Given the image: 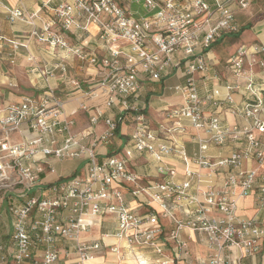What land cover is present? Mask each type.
I'll return each mask as SVG.
<instances>
[{
    "label": "built area",
    "instance_id": "obj_1",
    "mask_svg": "<svg viewBox=\"0 0 264 264\" xmlns=\"http://www.w3.org/2000/svg\"><path fill=\"white\" fill-rule=\"evenodd\" d=\"M54 1L42 2L51 16L29 37L87 62L97 79L82 89L81 80L68 75V55L37 69L80 90L81 101L69 111L52 86L16 102L0 90V205L10 215L0 264H55L62 254L69 256L59 246L65 240L75 241L77 264L105 247L121 261L120 244L132 264H190L194 239L204 248L195 264H248L246 258L258 255L264 264V220L237 214V198L254 191L258 209L264 208V82L255 78V67L264 68V42L241 44L231 54L225 66L233 80L224 94L206 86L220 79L208 48L240 30L237 10H250L253 0ZM0 8L10 22L33 24L38 14L1 2ZM92 31L102 52L85 48ZM67 34L80 43L70 44ZM3 43L13 54L27 47L0 33ZM177 69L184 81L164 88L180 102L163 106L162 120L151 123L138 102L141 82H160ZM235 92L242 94L240 102ZM78 112L86 125L74 131ZM227 112L246 124L229 122ZM188 128L197 132L192 154L181 141ZM122 137L124 143L115 144ZM211 144L234 149L213 157L207 152ZM134 152L154 163L159 179L141 183L130 169ZM168 157L182 163L180 176L163 164ZM67 159L83 160V169L58 175L55 163ZM249 161L255 167L243 165ZM107 217L114 230L90 243L81 240ZM110 237L115 244H106Z\"/></svg>",
    "mask_w": 264,
    "mask_h": 264
},
{
    "label": "crops",
    "instance_id": "obj_2",
    "mask_svg": "<svg viewBox=\"0 0 264 264\" xmlns=\"http://www.w3.org/2000/svg\"><path fill=\"white\" fill-rule=\"evenodd\" d=\"M44 0H0L2 4L9 7L23 9L27 13L38 11L37 17L33 19V24L24 20H16L10 22L5 12L0 8V33L6 37L16 39L19 41H26L27 47H20L15 54L11 52V48L8 44H0V90L3 93L5 100L9 102H16L23 94L39 93L41 89L52 86L55 87L57 94L65 100V109L69 111L75 108L79 101H81L80 90L76 89L70 84L65 85L58 77H42L38 72V68H42L44 65L50 67L61 62V58L67 56L64 63L68 68V75L71 78H77L82 82V89L90 87L97 79L96 70L93 66L89 65L85 61H81L76 56L67 54L64 50H52L46 44H40L33 37H29V32L33 28H39L43 22L47 21L51 16V12L43 7ZM55 0L54 2H59ZM256 5H252L250 10L239 11L237 10L236 18L240 24V30L236 33H225L221 38L215 40L207 51V59L210 64H214V68L220 74V79L217 81L208 80L206 82L207 88L218 91L221 95L225 93V84L232 81L226 69V61L236 48L241 44H251L254 42H264V0H262L261 6H258L256 12H253V8ZM137 8V7H135ZM140 10L141 8L138 7ZM250 28V30L248 29ZM93 32V31H92ZM70 44L77 45L80 43L73 35H65ZM88 45L85 47L87 51L95 50L102 52L94 36L88 38ZM14 58L13 62H11ZM57 70V74H58ZM199 77V76H198ZM201 77V76H200ZM199 77V80H200ZM255 78L258 81L264 82V68L255 67ZM184 81L180 70H175L171 75L167 76L160 82L150 81L144 79L141 82V89L138 95V102L145 105V113L151 123L162 120L160 109L167 104H177L180 102L178 95L172 91L164 88V84L171 85L175 83H181ZM11 84H15L11 86ZM264 96V90L261 92ZM242 94H234V99L237 102L242 100ZM102 98L96 100V104H100ZM76 123L73 126V130L77 131L86 125L85 115L82 112H78L75 116ZM227 120L231 123H238L240 125L246 124L245 120L235 117L231 113L227 112ZM126 129V127H122ZM200 136H204L202 132H198ZM197 132L188 128L186 134L182 137L181 141L186 146L189 154H192L198 147V141L193 138ZM260 138L264 140V135H260ZM124 137L116 138L115 144L120 145L124 143ZM234 146L227 144L224 146L210 145L207 152L213 157L226 156L232 150ZM130 169L141 176V183H147L150 180L159 179L156 172L154 163L147 160L144 155L138 153H132L130 159ZM163 164L173 167L180 176L183 171L182 163L176 158H165ZM247 168L255 167L254 162H246L243 164ZM84 166V161L81 159H67L61 162H56L55 167L58 175H68L76 171H81ZM223 176L220 174L219 177ZM211 183V182H210ZM206 184V182H204ZM256 191L252 192L248 196L237 198V214L243 218L257 217L264 220V208L258 209L256 205ZM137 211H142V208H136V204H131ZM165 228L169 229V224L163 221ZM115 228V221L109 217L104 219V222L97 226L91 234H81V240L90 243L99 239V236L103 232H110ZM0 243H6L8 241V234L10 232V215L8 213L6 204L0 205ZM2 234H4L2 236ZM107 245L115 244L113 238L106 239ZM193 250V262L194 258L204 253V248L196 241V239L190 242ZM61 252L65 250L69 251V256L62 254L55 264H77V258L75 255V241L65 240L59 243ZM120 250L123 255V260L119 261L113 253H110L108 248L99 252L92 262L86 264H132V254L129 252L125 245L120 244ZM146 254L152 255L150 252ZM153 256V255H152ZM260 256L246 258L248 264H260ZM29 264V263H26Z\"/></svg>",
    "mask_w": 264,
    "mask_h": 264
},
{
    "label": "rangeland",
    "instance_id": "obj_3",
    "mask_svg": "<svg viewBox=\"0 0 264 264\" xmlns=\"http://www.w3.org/2000/svg\"><path fill=\"white\" fill-rule=\"evenodd\" d=\"M252 5L254 6V5H256L255 6V8H253V12H256L257 11V9H258V6L260 5L261 6V3H262V0H253L252 1ZM263 11H264V9H263ZM249 30H250V28H248ZM2 231H0V233H1ZM4 234H2V236H3Z\"/></svg>",
    "mask_w": 264,
    "mask_h": 264
},
{
    "label": "bare ground",
    "instance_id": "obj_4",
    "mask_svg": "<svg viewBox=\"0 0 264 264\" xmlns=\"http://www.w3.org/2000/svg\"><path fill=\"white\" fill-rule=\"evenodd\" d=\"M93 260H94V259H93ZM93 260H90V261H88L87 263L92 262Z\"/></svg>",
    "mask_w": 264,
    "mask_h": 264
},
{
    "label": "trees",
    "instance_id": "obj_5",
    "mask_svg": "<svg viewBox=\"0 0 264 264\" xmlns=\"http://www.w3.org/2000/svg\"><path fill=\"white\" fill-rule=\"evenodd\" d=\"M212 45V44H211ZM209 49V48H208Z\"/></svg>",
    "mask_w": 264,
    "mask_h": 264
}]
</instances>
